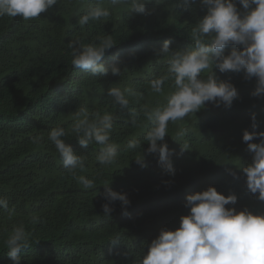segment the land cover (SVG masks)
<instances>
[{
  "label": "trees",
  "instance_id": "1",
  "mask_svg": "<svg viewBox=\"0 0 264 264\" xmlns=\"http://www.w3.org/2000/svg\"><path fill=\"white\" fill-rule=\"evenodd\" d=\"M88 3L59 0L36 19L0 18V196L15 209L12 215L0 209V229L10 230L23 221L31 233L32 244L20 253V264H137L141 251H147L162 228L174 230L180 217L188 214L186 196L209 186L237 196L236 204L226 207L264 212V202L248 190L243 172L253 158L243 141L244 131H252L253 114L256 131L264 130V96L252 94L255 78H246L243 71L221 73L213 65L216 78L232 83L238 96L231 107L207 103L182 121L169 122L165 142L174 175L163 169L157 155L146 152L144 136L152 122L141 116L132 123V109L166 104L174 90L172 81L159 94L149 83L167 72L160 50L165 40L170 41V51L191 49L190 29L206 15V7L196 0L185 10L179 0H163L136 13L121 5L109 18L81 28L77 21ZM237 7L241 8L238 3ZM107 34L116 44L103 58L106 74L93 76L72 66L68 47L72 39L79 36L89 43ZM231 48L226 47L224 54ZM114 66L120 69L116 75ZM111 87L131 88L137 94L129 97V109L113 103L107 94ZM80 105L89 111H110L116 118L111 138L119 145V156L98 176L99 145L84 148L71 134ZM57 125L68 131L66 143L85 157V169L78 174L97 177L95 189H83L63 168L47 139ZM34 136L42 138L39 144L32 142ZM133 139L141 142L135 153L125 150ZM183 145L188 149L182 150ZM139 154L147 167L136 162ZM106 181L128 195L127 214L119 200L111 205L110 214H104ZM32 216L42 222L29 223ZM117 235L120 238L113 243ZM6 236L0 235V264H11L3 244Z\"/></svg>",
  "mask_w": 264,
  "mask_h": 264
},
{
  "label": "clouds",
  "instance_id": "2",
  "mask_svg": "<svg viewBox=\"0 0 264 264\" xmlns=\"http://www.w3.org/2000/svg\"><path fill=\"white\" fill-rule=\"evenodd\" d=\"M163 0H89L87 9L77 23L83 28L90 22L109 18L117 6H127L136 13H145L149 3H162ZM196 0H179L185 10ZM207 9L206 15L190 29L193 47L187 51H170V41L165 40L161 48L167 63V72L152 79L150 89L162 93L165 84L171 80L174 90L167 96L163 106L144 105L139 111L131 110L132 123L143 116L152 122L144 139L148 142L146 152L155 154L163 169L174 175L175 169L170 160V150L165 142L169 133V122L182 121L190 114H195L207 103L215 106L223 104L231 107L238 96L237 88L228 81L218 80L212 72L213 65L221 73L241 72L246 78L256 79L254 96H264V0H199ZM59 0H0V18L22 17L32 20L41 16ZM237 3L241 8L237 7ZM107 4L108 6H105ZM116 44L112 35L97 36L93 42L86 43L77 36L68 43L71 49V64L90 72L93 76L106 74L103 58L107 50ZM232 46L225 55L226 47ZM118 67L112 68L114 75ZM205 74H207L205 78ZM108 96L120 109H129L130 96L137 95L131 88L111 87ZM115 116L110 111H89L86 105H80L73 116L71 134L79 145L87 148L91 144L99 145L96 161L101 166L97 176L107 166L113 165L119 156V145L111 138ZM252 131L245 130L243 141L253 153L252 162L243 168L246 174L248 190L258 193V199L264 202V130L256 131L255 114H253ZM68 131L57 125L51 128L48 141L54 146L62 161L63 168L83 189H95L97 177L88 178L78 174L85 169V157L77 154L66 143ZM259 142H254L255 139ZM40 136H34L32 142L39 144ZM141 142L130 140L125 150L138 152ZM188 149L183 145L182 150ZM136 162L147 167L141 154ZM236 175L235 172L232 173ZM102 205L105 215L114 209L111 205L119 200L121 209L127 214L130 199L126 193L117 192L104 182ZM237 196L224 195L214 186L186 196V215L180 217L179 226L173 229L162 228L159 235L141 251L137 264H264V212H252L247 208L237 211ZM0 209L14 214L6 197L0 196ZM42 222L38 216H32L29 223ZM7 233L3 240L11 264H20V253L32 244L31 233L23 221L13 225L10 230L0 229V235ZM120 236L111 241L116 243ZM38 241V240H37Z\"/></svg>",
  "mask_w": 264,
  "mask_h": 264
}]
</instances>
